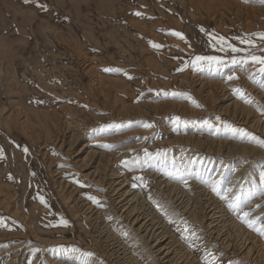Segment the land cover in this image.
<instances>
[{"label": "rangeland", "instance_id": "obj_1", "mask_svg": "<svg viewBox=\"0 0 264 264\" xmlns=\"http://www.w3.org/2000/svg\"><path fill=\"white\" fill-rule=\"evenodd\" d=\"M207 32L246 47L235 38L264 32V4L258 0H0V219L7 225L0 226V264H128L110 254L94 212L116 244H123L139 264H150L143 243L132 238L119 212L112 211L106 186L85 174L101 155L102 160L113 158L110 168L127 180L128 189L140 193L145 208L164 218L170 235L196 263L255 264L210 238L181 209L166 216L152 198L159 179L177 185L186 201L197 206L202 202L199 186L206 188L216 202L226 201V221L264 244V237L239 218L244 211H251L250 218L264 216V131L251 123L252 117L248 121L232 117L233 108L226 105L228 98L236 100L261 122L264 88L250 78L257 67L251 64L193 68L195 55L226 60L232 55L214 48L215 40L210 41ZM150 41L163 47L154 48ZM252 51L264 55V44L257 40ZM185 62L189 66L177 71ZM233 73L237 79L229 81ZM194 76L225 85L228 97L218 91L207 96ZM236 87L254 102L239 98L233 91ZM175 117H180L178 125L173 123ZM145 123L152 127H144ZM110 124L123 127H106ZM225 124L237 131L225 129ZM65 126L79 135L70 153L58 142L67 134ZM218 140L255 147L259 153L226 156L209 151V142ZM83 144L87 146L76 157ZM88 151L98 153L94 163ZM136 177H143V182ZM214 181L217 191L212 190ZM236 193L238 207L231 209L228 204ZM184 220L195 226L198 238L185 239ZM89 252L93 255H86Z\"/></svg>", "mask_w": 264, "mask_h": 264}, {"label": "bare ground", "instance_id": "obj_2", "mask_svg": "<svg viewBox=\"0 0 264 264\" xmlns=\"http://www.w3.org/2000/svg\"><path fill=\"white\" fill-rule=\"evenodd\" d=\"M184 76L187 77V73H185ZM194 77L196 78L194 81L199 85L200 89L206 91L207 96L209 95L210 97L211 94V97H213V94H215L213 91H218L221 92L223 98L228 97L225 92V85L211 80H203L198 76ZM261 97L264 99V94H261ZM228 100L229 101L226 105L229 108H233L231 110L232 117L237 120L245 121H248L249 118L252 117L250 120L251 123L264 131V120L259 122V119H256L254 115L251 116L254 114L251 109L239 105L236 100H232L231 98H228ZM19 124L22 125V122ZM253 125L251 124V126ZM69 128V126H65L64 132L67 134L58 140L59 145L65 147L66 153L71 151L75 142L79 138L77 132L73 130L71 131ZM206 144L208 145L207 142ZM211 144H214V147L216 145L217 148L214 149ZM85 146H87V144H83L82 147L76 151V157L79 156L78 154L81 151H84L83 148H85ZM208 146L211 148L209 151H215L226 156L238 154L257 155L259 153L255 147H248L240 144L232 145L223 140L211 141ZM86 155L90 158L89 161L94 163L92 158L96 157L98 153L96 154L95 152L88 151ZM97 157L98 159L95 161L93 169L85 174L96 183L101 184L100 186H106L110 197L109 203L112 206V211L115 213L119 212L118 216L120 219L122 218L123 224L131 232L132 238L140 240V244L143 243L142 246L146 249L147 254L145 257L149 258L148 260H150V264H199L196 263V258L191 255L182 244L179 246L177 240L173 239L166 227L164 218L159 213L154 212L151 208H145L140 200V193H134L128 189L126 186L127 180L125 178L122 179V175L118 173V170H112L110 168L113 158L105 157L106 159L102 160V155ZM78 160L76 161L78 162ZM84 161L85 158L81 161L79 160L80 167H84ZM156 182L158 184V192L156 195H153L152 198L155 197V201L160 204L159 206L163 208L164 212L165 210L167 211L169 216H174L175 210L181 209V213H185L187 217L191 219L192 223L198 224V227L203 231H206L210 238L216 240L223 246L228 247L229 250H233L240 256V258L253 261L255 264H264V244L258 243L251 234L246 233L237 224H232L225 220L223 211L226 210V208L223 204L226 201L220 203L216 202L214 196L209 195L206 188L199 186V193L202 195V202L199 206H197L198 204L193 205L189 203L190 201H186L181 192L182 190L177 185L169 183V181L166 182L162 179H159ZM231 182L233 183V181ZM59 184H61V182H59ZM236 190L237 189H235V191ZM180 192L181 194H179ZM81 205L85 206L83 202ZM87 209L89 208L87 207ZM93 214L98 219L96 223L98 224L99 222L100 229L103 233L102 236L104 241L109 245L111 251L110 254L114 256L113 258L115 260H124L128 264H139V262L133 259V255L130 254L129 250H127L123 244L118 241L117 244L115 243L116 240L111 237L112 233L102 224L103 220H99V213L94 212ZM60 264L71 263L66 262Z\"/></svg>", "mask_w": 264, "mask_h": 264}, {"label": "snow or ice", "instance_id": "obj_3", "mask_svg": "<svg viewBox=\"0 0 264 264\" xmlns=\"http://www.w3.org/2000/svg\"><path fill=\"white\" fill-rule=\"evenodd\" d=\"M27 3L28 0H25ZM248 2V0H246ZM259 3L264 4V0H258ZM42 8H46V5H41ZM137 16L141 15V13L137 12ZM201 31L204 32L206 31L203 27H201ZM210 37L211 40H215V43L212 44L214 48L217 46L219 47V51L221 52H230L232 55L230 56V59H225L222 56L218 55H211V56H203V55H195L191 59V66L196 69H200L203 67H209V68H215L217 70L227 67L228 64L232 65H240L241 67L248 66L249 64L253 66H257L256 70L253 73H250V78L253 79V82H256L260 85V87L264 88V55H256L252 51L253 48L257 47V40L260 41L261 44H264V32H258V33H250V34H245L243 37H236L241 45H246V47H238L232 43H230L225 37L219 36L218 38L214 36L213 33L207 32L206 33ZM174 35L181 39H186L184 37L183 33L180 32H174ZM152 46L154 48H160L163 47V45L157 44L155 42H151ZM189 64L188 62H185L181 68H178L177 71H182L183 68L188 67ZM105 71H114V69L107 68ZM115 71H120L119 69H115ZM127 74V73H125ZM131 78V77H130ZM229 81L233 79H237L235 73L229 75L227 77ZM149 91H152V89H149ZM233 91L238 95L239 98L243 99L246 103H253L254 98L250 97L246 91L242 88L236 87L233 89ZM159 94V93H158ZM165 95H168V93H164ZM143 93H141V96ZM171 95L176 96V95H186L184 93H171ZM189 100H192L191 96L187 97ZM139 99V97H138ZM192 103L195 104L197 107H202V105H199L195 100H192ZM261 111H264V106H259ZM219 119V118H217ZM131 122H129L130 124ZM173 123L179 124L180 123V117H175L173 120ZM205 124H209L208 121H204ZM144 127H152L151 124L145 123L143 125ZM106 127L108 128H121L123 125H116V124H110L107 125ZM209 127L215 128L217 130L220 129V125L216 124H209ZM225 129L231 130V131H237L236 129H232L230 125L225 124L224 125ZM106 147H113L112 145H106ZM25 152L28 151L27 148L24 149ZM150 154L147 152V149H145V156H149ZM162 155V154H161ZM3 156V151L0 149V157ZM262 178H264V172L261 173ZM11 179V176L9 177ZM135 179L140 180L143 182L144 178L143 177H136ZM185 186L187 187V181H184ZM213 191H217V188L215 186V181L213 182L212 186ZM227 199V195L225 197ZM89 199L92 200L93 203L99 204L101 207H103L102 204H100V201L94 197V196H89ZM240 197L239 194L236 193L234 199H231L228 207L231 209H235L238 207V201ZM41 200L43 201L44 198L41 197ZM159 207V205H157ZM257 207H260V205H257ZM164 214L167 216L168 213L165 210ZM251 217V211H244L243 214L239 217L250 229H254L256 232L259 233L260 236L264 237V216L262 217ZM62 224H67L68 221L61 219ZM183 224L185 225L184 227V233L185 239H190V238H198V233L195 230L194 225H190L188 221L184 220ZM0 226H7L4 225L3 220L0 219ZM125 235H127L125 233ZM73 251H77L76 249H73ZM88 256H92L93 253L89 252L86 253ZM214 259V258H213ZM209 264H213V261L210 260Z\"/></svg>", "mask_w": 264, "mask_h": 264}]
</instances>
